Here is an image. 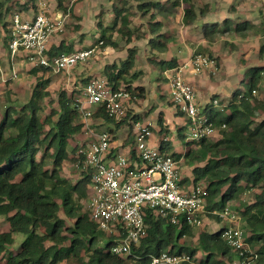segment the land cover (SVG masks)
<instances>
[{
    "label": "trees",
    "instance_id": "trees-1",
    "mask_svg": "<svg viewBox=\"0 0 264 264\" xmlns=\"http://www.w3.org/2000/svg\"><path fill=\"white\" fill-rule=\"evenodd\" d=\"M66 1L57 0L58 6L65 11ZM121 1V4L115 2L112 22L103 26L96 42H102V46H119V40L114 36L116 31L118 36L130 42L135 29L132 27V15L136 11L147 13L153 18L149 24L150 31L160 37L150 41L152 55L147 58L163 71L180 61L176 56L164 57L169 48L168 42L161 39L167 35L161 32L164 24L158 16L169 17L173 8L186 2L185 20L194 23L199 19L198 14L207 9L199 6L198 12L192 0H137V9L133 10L129 0ZM23 10H33L37 14L39 2L1 0L0 23L10 30L12 14ZM198 21L201 23V19ZM225 28L241 31L247 28V24H237L232 28L230 25L222 27L206 23L203 35L213 39ZM73 48L63 39L58 45H50L49 54L71 52ZM201 50L209 51L204 46ZM261 52L264 53V44ZM136 54V49L130 47L121 64L109 66L111 72L106 77L112 88L123 87L130 91L132 98L129 102L145 97V87L135 81L140 78L142 70L131 72ZM160 54L163 57L158 56ZM94 77L87 76L82 80ZM245 78L251 81L250 88L243 93L235 92L227 102L221 100L225 110L215 108L211 118L216 124L225 123L227 127L215 136L188 140L184 151H175L172 155L179 162L183 158L187 161L203 159L193 167L194 177L189 186L201 183L207 189L206 208L209 210L222 209L231 201L235 202L232 205L242 216L247 241L256 246L259 257L255 264H264V96L253 94L264 78V64L249 68ZM51 81L52 76H37L29 99L24 102L18 100L16 105L6 103L9 95L6 99L0 96V108L2 101L5 102L4 111L0 112V216H5L9 223L8 230L0 231V264H62L64 261L72 264H150L151 256L163 251L189 252L194 256L191 261L181 264H225L227 259L231 260L232 249L222 237L224 224L219 216L217 220L223 224L221 228L200 230L196 245L190 247L179 244V240L185 235H193L194 226L173 224L152 210L147 212V234L139 244H133L129 254H114L111 247L115 236L99 228L89 207H85V200L90 196L91 176L79 170L81 176L73 181L62 174L67 160H78L79 143L72 145L70 141L84 127L75 106L80 92L76 88H59L54 98L49 89ZM215 97L216 94L212 99ZM210 101L205 103L208 108H211ZM170 104L176 106L172 100ZM177 110L182 113L178 107ZM95 115L118 124L131 123L130 119L134 123L140 116L133 114L129 107L123 119L109 116L103 107ZM158 122L160 132H165V135L169 128L164 123L162 112ZM184 128L179 127L180 136ZM213 137L214 140L211 139ZM161 146L169 148L173 142L162 138ZM179 166L182 171L180 163ZM186 179L188 176L183 177L182 171L183 186L188 184ZM248 192L254 193L250 200L245 199ZM17 233H23L25 237L13 251L11 247ZM198 251L203 253L200 259L196 258Z\"/></svg>",
    "mask_w": 264,
    "mask_h": 264
},
{
    "label": "built area",
    "instance_id": "built-area-1",
    "mask_svg": "<svg viewBox=\"0 0 264 264\" xmlns=\"http://www.w3.org/2000/svg\"><path fill=\"white\" fill-rule=\"evenodd\" d=\"M39 4L40 11L33 19L23 18L19 11L12 14L9 39L12 61L20 55L34 67L60 73L72 70L95 54V47H86L50 55L51 40L65 29L66 15H52L44 10L45 2ZM220 71V63L214 55L199 51L164 71L170 98L186 115L188 140L215 136L227 127L225 123L216 124L207 116L209 108L198 101L196 87L186 75L198 76L207 72L217 75ZM3 75L5 70L0 54V76ZM17 76L18 69L14 67L11 77ZM81 91L75 99V106L91 139L79 142L78 160L74 165L91 176L88 207L99 228L115 236L111 251L125 255L131 252L133 244H139L147 234L146 216L149 210L173 224L202 226L207 189L201 183L181 184L180 162L162 147L150 144L153 135L151 123L134 121L133 154L120 153L115 159L108 158L113 135L108 130L96 131L92 120L100 107L109 116L123 119L132 98L130 91L123 87L112 88L105 77L90 79ZM256 93L254 89L253 94ZM210 104L211 108L225 110V104L218 97L213 98ZM162 138L168 139L167 136ZM211 212L226 222L222 237L236 254L227 264H255L259 256L247 241L240 212L229 203ZM193 258L189 252L163 251L152 255L150 264H181Z\"/></svg>",
    "mask_w": 264,
    "mask_h": 264
},
{
    "label": "rangeland",
    "instance_id": "rangeland-1",
    "mask_svg": "<svg viewBox=\"0 0 264 264\" xmlns=\"http://www.w3.org/2000/svg\"><path fill=\"white\" fill-rule=\"evenodd\" d=\"M36 1L45 2L44 10L48 13H51L52 15L62 13L66 15L65 29L55 35L59 41L64 39L70 44H73L74 47L90 44L95 45V54H93L87 60L80 62L75 67L74 71L71 70L73 74L80 73L81 71H84L83 73H85L88 72L87 70L91 69V67H94L96 74L92 75V77H108L109 73L111 72V68L109 66L112 63L121 64L122 60L127 57L129 48H135L137 51L136 62L131 72L142 70L140 78L136 79L135 81H141V83L145 84L149 89L147 99H143H146V105L153 103L157 104V107H155L151 113L152 115H155L156 111L159 109V106H163L162 102H165L167 95H160L161 82L163 75H165L164 72H162L160 66L153 63L151 59L147 58L149 55H152L149 51L151 49V46L149 45L150 41L153 38H160L158 37L157 33L150 31L149 24L153 18H151L149 14L136 11L132 15V27L135 29L130 42H126L122 37L118 36V32L116 31L114 32V36L119 40V46H102V42L97 43L96 41L99 38L103 25L111 24L112 22L113 16L115 14V2H120L119 4H121V0H67L66 11L58 6L57 0ZM192 1L194 2V5L197 6L198 12H200L198 8L199 6H206L207 8L204 13L198 14L199 19H197L194 23H187L185 20L184 9L188 5L186 2H183L181 5L173 9L171 17H165L164 15L158 16V19H161L162 24H165L161 28V31L167 35L166 38L161 37V39L170 44V50L168 49V51L164 54V57H172L173 52L176 56H178L181 62H183L184 60L188 59L193 52H203L201 50L203 46L208 48L209 51L205 52L213 54L218 59L221 71L217 75L211 76L208 74L209 82L207 83V86L204 83L200 84V82H197L196 78L194 77L196 81L193 83L197 90L198 101L201 104H205L210 101L215 94L220 100L225 98L224 100L228 101V96L224 97L221 96V93H218V90L222 85L225 84V86L230 89V91H233V89L238 86L239 88L237 90H239V92L247 91L251 85L250 80L246 79L241 81V75L245 71L244 68L240 69V74H238L236 71L237 63L248 66L250 64L257 66L264 64V53L261 52V46L264 44V27L261 28L263 31L261 37L257 39H255V34H251V31L249 33L248 30H246V32H244L246 34H242V32L236 33L227 28H225L222 33L215 35L213 39H207L203 35L204 24H216L217 26L226 27L229 24L228 20L230 14L237 12V14H235L237 15V18L240 17L242 18L241 20H246V18H250L247 16H250V12L252 10H259L264 20V0H243L240 5L239 3L236 4L235 0ZM129 2L132 4L133 10L137 9V0H129ZM200 19L201 23L198 21ZM230 20L231 23L229 25H232L236 19L230 18ZM262 24L264 25V21ZM8 31V27H5L3 23H0V50L3 51L1 60L3 69L5 70V75L0 76V96L6 99L7 95H9L10 99L6 100V103L8 101L9 103L12 102L14 105H16L18 100L24 102L29 99L32 89L36 83L35 76L37 73L34 72V69L36 68H33L32 70L27 69L28 65L24 64L27 61L23 57H19V59L12 61L6 36V33H9ZM244 35L249 36L244 37ZM247 39H249L253 44L251 48ZM245 41L247 44L245 51L242 49L240 50L239 44ZM158 56H161V54ZM21 61L23 63H21ZM106 66L108 67L106 68ZM14 67L18 69V76L15 78L11 77ZM196 77H198L197 79L200 78L199 75ZM67 78H69V75L64 72L52 74V81L50 83L49 89L54 93V98L55 91H57L59 88L71 90L74 86ZM234 79H237L236 84L231 83ZM71 81H73V79ZM82 82L79 81L78 83L82 84ZM211 87L214 88L211 89ZM226 87H224L222 90L227 91L225 89ZM258 96H264V78L260 88L258 89ZM46 102H49L48 99ZM4 103L5 102L2 101L0 112L4 111ZM54 103V105H56V102ZM214 111L215 108L209 107V109L206 111L207 116L212 118ZM173 118V123H178V127L185 126V128L182 131V136L176 137L179 128L177 126H173L172 123L169 124V130L164 136H167L174 144H177L176 146L173 144V146L169 148L164 147L163 151L171 154L172 152L178 151V149H182V147H184L185 143L188 141V121L185 115L183 116L181 114H177L174 115ZM125 128H127L126 124L119 129L118 133H122ZM173 136L176 137V142L175 139H173ZM211 139L214 140L215 137ZM70 143L74 144L73 139L70 141ZM202 160L187 161L183 158L180 164L184 173L186 175L189 174L190 176L193 175L191 174L193 167L198 163L200 164ZM62 174L73 181L79 179L81 176L79 169H77L74 165L73 159L67 160L64 163ZM253 194L254 193L248 192L245 195V199L250 200L253 197ZM88 200L89 196L85 200L86 208L88 206ZM229 204L234 205L235 202L231 201ZM204 219H207L206 222L204 221L202 226L195 227V232H193V235L190 237L183 236L179 240V244L194 247L196 245V240L194 237H197L200 230L207 228L213 231V226L210 219L219 222L217 220V215L212 214L211 210L207 208L204 213ZM222 225H219L215 229H220ZM8 229L9 223L6 217L0 216V231ZM24 237L25 234L17 233L15 243L11 247V250L15 251L19 247ZM250 244L251 248L255 251L256 246H254L252 243ZM62 264L72 263L64 261Z\"/></svg>",
    "mask_w": 264,
    "mask_h": 264
},
{
    "label": "crops",
    "instance_id": "crops-1",
    "mask_svg": "<svg viewBox=\"0 0 264 264\" xmlns=\"http://www.w3.org/2000/svg\"><path fill=\"white\" fill-rule=\"evenodd\" d=\"M235 1H236V4L239 3V5H240V3L243 0H235ZM244 1H246V0H244ZM16 5H17V7L19 9H21V6L20 5H18V4H16ZM168 5H170V4H168ZM239 5H238V7H239ZM175 8H173V9H175ZM20 13L22 14V16L25 19H33L34 16H35V11H33V10H28V11L23 10ZM235 14H237V12H234V14H230L229 15V20H228V23L229 24L231 23L230 18H235L236 19L233 22V24L230 25V26L233 28L237 24H247V28H245L244 30H241V31H235V30L231 29L233 32H236V33L242 32V34H243L244 32H246V30H248L249 33L251 31V34H255V37H256L255 39L261 37V34L263 33V31L261 30V28L264 27V25L262 24L264 20L262 18L261 12L259 10H252L250 12V16H247V17H250V18H246V20H241L242 18H240V17L237 18V15H235ZM169 17H171V15ZM104 25H106V24H104ZM8 32L9 33H6L7 42L9 40V38H10V30ZM244 34H246V33H244ZM247 36H249V35H244V37H247ZM247 41H248V43H250V48H251L253 44L250 42L249 39H247ZM59 43H60L59 39H57L55 37V35H54L53 38H52V40H51V44L58 45ZM67 43L70 44L69 42H67ZM246 45H247L246 44V41L245 42H241L239 44L240 50L242 49L243 51H245ZM79 48H84V47H82V46L74 47L73 50H76V49H79ZM168 48L170 50V44L169 43H168ZM73 50H71V51H73ZM9 52H10V50H9ZM203 52H205V51H203ZM0 54H1V58H2L3 51L0 50ZM237 54H238V52H237ZM10 55H11V53H10ZM172 56H176V55L172 52ZM19 57H20V55H19ZM19 57H17L16 59H19ZM176 57H178V56H176ZM179 61H180L179 63H181V60L180 59H179ZM21 63H23V62L21 61ZM24 64L28 65V68H27L28 70H32L33 68H36L38 70L35 78L37 76L48 77V76H52V74H55L56 73V72L51 71V70H48V69L45 70V69H43V67H34L29 62H25ZM250 65L249 66L248 65H244V64L241 65V64L237 63V66H236L237 67L236 68L237 73L240 74L239 70L240 69H243V68H244V71H245L241 75V78H242L241 81L242 80H246L245 73L247 72V70L249 68H252L254 66H257V65H252V64H250ZM94 69H95L94 67L93 68L91 67V69L87 70L88 72H85V73H83L84 71H81L80 73H76V74L74 73L73 74L71 72V70L68 71V72H64V73H67L69 75V78H67V79H69V81L72 82V84L74 85L72 87V89L76 88L80 92L81 89L83 88V86L89 81V80H86V79H84V80H82V79L83 78H86L87 76H91L92 77V75L96 74V71ZM72 70L74 71L75 68H73ZM162 72H164V71L162 70ZM208 74H210V73L207 72V73H204V74L199 75L200 76L199 79H197L198 77L193 76V75L188 74V73L186 75H187L188 80L191 81L192 83L193 82L195 83V81L197 80V82H200V84L204 83L207 86V83L209 82V80H208L209 75ZM194 77L196 78V80L194 79ZM72 79H73V81H71ZM247 80H249V79H247ZM79 81H81V82L83 81L82 84L78 83ZM136 83H140V84H142L145 87V97L138 98L136 101L133 100V101L129 102L128 107L130 109H132V113L133 114L134 113L140 114L139 117L135 118L136 120H141V121L146 122V123H148V122L151 123L152 130H153V135H152V137L150 139V144L152 146H154V147H162L161 146V139L164 136V133L165 132L164 133H161L160 132L161 125L158 122V117H159L160 112L163 113L164 123L168 126V128H169V124L170 123H172L173 126H177L178 127V123H173L174 122L173 121L174 120V118H173L174 115L181 114V115L184 116L185 114L183 112L182 113L178 112L177 107L175 105H173V104H170L171 98H170V94H169V84H168V80L165 77V75H163V79H162V82H161L160 95L161 96H166L167 95V97L165 99V102H162L163 103V106H159V109L156 111L155 115H152L151 113L153 112V110L155 109V107H157V104H154V103L153 104H148V105L145 104V100L147 99V94L149 92V89L147 88V86L145 84L141 83V81L136 82ZM136 83H134V84H136ZM231 83L232 84H236L237 83V79L232 80ZM224 87H226L225 84L221 86V88L218 90L219 91L218 93H221V96H224V97H227L228 96V100L232 98V96L234 95L235 92H239V90H237L239 88L238 86H236L233 89V91H230V89H228L227 87L225 88L227 91H224V90H222ZM213 88L214 87H211V89H213ZM243 92L244 91H241L240 93H243ZM257 95H258V90H257ZM134 98H136V96ZM143 98H146V99L144 100ZM224 99H222V100H224ZM225 102H227V101L225 100ZM97 111L95 112V114L97 113ZM95 114H94V118L92 120L93 121V128L96 131H98V132L104 131V130H108L113 135L112 147H111L110 153L108 155V158L110 160L115 159L118 156V154H120V153L133 154V152H134L133 119H130V122L131 123L124 122L122 124H118V123H115L114 121H109V120L105 119L101 115H95ZM185 117H186V115H185ZM125 124L127 125V128H125L124 131L119 134L118 133L119 129L121 127H123V125H125ZM177 136H180L178 134V132H177L176 137ZM176 137L173 136V139H175V142L177 141ZM90 139H91L90 135L87 134V132L85 130V127H83V130L80 133H78L76 135V137L73 139V143L74 144H72V145H76L77 143H79L81 141H88ZM176 144H174V145L176 146ZM184 150H185V146L182 147V149H178L177 152H182ZM191 174L194 175L193 171H192ZM193 175H190V176H189V174L186 175L184 173V171H183V177L184 176H188V179L185 180V182L188 183L187 186H189V183L193 179V177H194ZM207 219H208V217H207ZM207 219H204V221L206 222ZM210 221H211L212 226H213V231H214V229L216 227H218L219 225H222L221 222L213 221L211 219H210ZM222 222H223L224 225L226 224V222H224L223 220H222ZM193 229L195 230V227H193ZM210 231H212V230H210ZM187 236L190 237L191 234L185 235V237H187ZM194 239L197 240V237H194ZM202 256H203V253L201 251H198L197 254H196V258L197 259H200ZM235 257H236V254H235V252L232 251V253H231V260L233 258H235ZM228 261H229V259L226 260V263L225 264H227Z\"/></svg>",
    "mask_w": 264,
    "mask_h": 264
}]
</instances>
